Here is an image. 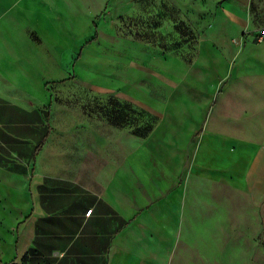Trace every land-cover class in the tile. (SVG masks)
Masks as SVG:
<instances>
[{
    "label": "rangeland",
    "instance_id": "374dc122",
    "mask_svg": "<svg viewBox=\"0 0 264 264\" xmlns=\"http://www.w3.org/2000/svg\"><path fill=\"white\" fill-rule=\"evenodd\" d=\"M108 5L25 2L24 11L52 9L53 16L36 20L20 18L16 0H3L0 89L42 101L51 93L56 103L85 113L103 104L106 114L123 111L126 123L157 121L159 114H145L140 95H148L149 46L153 64L184 75L168 83L172 103L184 99L198 108L192 127L162 130L170 155L184 152L183 168L169 161V171L181 170L178 183L200 194L191 205L198 209L195 225L185 226L174 264H264V113L251 112L262 99L240 102L247 92L264 94V0H136L132 16L114 18L104 14ZM94 25L96 41L75 61ZM128 86L142 97L124 94ZM232 100L236 109L228 106Z\"/></svg>",
    "mask_w": 264,
    "mask_h": 264
},
{
    "label": "crops",
    "instance_id": "0c3cea01",
    "mask_svg": "<svg viewBox=\"0 0 264 264\" xmlns=\"http://www.w3.org/2000/svg\"><path fill=\"white\" fill-rule=\"evenodd\" d=\"M42 1L16 0L18 16H53L47 6L42 15L23 10L25 2ZM93 1L109 3L106 17L136 10V0ZM86 41L75 61L96 40ZM260 51L264 68V42ZM153 54L148 46V95H140L145 114H159L157 121L145 116L143 123L134 117L126 123L123 111L106 114L103 104L85 113L56 103L51 93L42 101L0 89V264H174L185 226L195 225L198 209L191 205L200 194L178 183L181 170L169 171V161L183 168L184 152L177 148L170 155L162 130L192 127L198 108L184 99L172 103L168 83L184 81V75L153 64ZM135 87L124 94L142 97ZM261 93L247 92L240 102L262 99L251 112L264 113ZM246 127L252 129L251 122Z\"/></svg>",
    "mask_w": 264,
    "mask_h": 264
},
{
    "label": "trees",
    "instance_id": "16d2710c",
    "mask_svg": "<svg viewBox=\"0 0 264 264\" xmlns=\"http://www.w3.org/2000/svg\"><path fill=\"white\" fill-rule=\"evenodd\" d=\"M96 39H97V33L95 32L93 34V36L88 41L85 42V44H89V43L95 41ZM78 56H79V54H78Z\"/></svg>",
    "mask_w": 264,
    "mask_h": 264
},
{
    "label": "built area",
    "instance_id": "2783aa9c",
    "mask_svg": "<svg viewBox=\"0 0 264 264\" xmlns=\"http://www.w3.org/2000/svg\"><path fill=\"white\" fill-rule=\"evenodd\" d=\"M90 213H91V210H90V211H88V212L86 213V215H87V216H89V215H90Z\"/></svg>",
    "mask_w": 264,
    "mask_h": 264
}]
</instances>
